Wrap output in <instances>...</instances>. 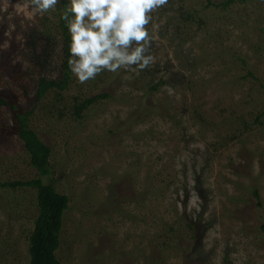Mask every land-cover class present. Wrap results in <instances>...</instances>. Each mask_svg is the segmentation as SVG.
<instances>
[{
	"label": "rangeland",
	"instance_id": "rangeland-1",
	"mask_svg": "<svg viewBox=\"0 0 264 264\" xmlns=\"http://www.w3.org/2000/svg\"><path fill=\"white\" fill-rule=\"evenodd\" d=\"M62 1L39 15L29 0H0V99L16 108L0 106V181L40 177L14 120L34 108L30 129L51 149L42 180L69 198L60 263L264 264V0L222 11L168 0L146 26L147 68L83 84L72 74L61 103L49 92L35 104L39 69L25 38L57 36ZM189 11L202 27L179 23ZM52 53L49 80L59 76L60 43ZM104 93L72 118L73 99ZM36 197L34 188L0 190V264H29Z\"/></svg>",
	"mask_w": 264,
	"mask_h": 264
},
{
	"label": "trees",
	"instance_id": "trees-1",
	"mask_svg": "<svg viewBox=\"0 0 264 264\" xmlns=\"http://www.w3.org/2000/svg\"><path fill=\"white\" fill-rule=\"evenodd\" d=\"M237 2H246V0H220L218 3H213L210 0H207L205 8H216L221 9L222 11L227 10ZM66 5V1L63 0L62 10L60 14H58L57 36L50 35V32L46 30L40 31L35 29L27 34L25 38V50H27L29 61L35 68L39 69V78L35 88V104L41 102L49 92H54L56 95V101L61 103V95L71 82L72 73L69 71L67 65L70 37L65 21L61 19V16L66 10ZM179 23H183V25L198 24L199 28L203 26V21L197 16L196 11L183 12ZM58 43L61 44V53L63 56L59 65V76L56 79L49 80L44 75L46 74V71L50 70V63L53 58L52 49L57 46ZM248 75L252 76L251 73ZM164 84L163 81H159L156 85L151 86L149 90L156 91L158 87ZM108 98L109 95L106 93L82 100L75 98L68 110L71 113L72 118L76 121L81 120L83 118V113L90 106ZM0 106L7 107L11 110L16 109L13 105L8 104L5 100L1 99ZM33 109L24 114L15 113L14 120L17 127V135L22 142L23 150L29 157V164L38 172L40 177L31 181H0V190L13 191L21 188L36 189V206L38 213L34 220L33 230L28 236L29 264H61L56 253L60 245L63 216L68 209L69 198L65 195L59 194L51 184H45L42 180L52 174L49 164L51 149L46 146L40 138H38L33 130L30 129L29 119L33 113ZM60 114L62 115V112H60ZM259 118L260 117H258V119ZM243 124L244 129H246L248 125L245 123ZM250 128L251 127L248 129ZM253 194L254 197L258 199V193L254 192ZM189 228L191 230L193 229L191 226H189ZM260 229L264 233V224Z\"/></svg>",
	"mask_w": 264,
	"mask_h": 264
},
{
	"label": "clouds",
	"instance_id": "clouds-1",
	"mask_svg": "<svg viewBox=\"0 0 264 264\" xmlns=\"http://www.w3.org/2000/svg\"><path fill=\"white\" fill-rule=\"evenodd\" d=\"M168 0H68L61 19L70 37L67 65L83 84L101 72L138 74L153 62L151 13ZM60 0H29L33 14L54 10ZM130 78V77H129Z\"/></svg>",
	"mask_w": 264,
	"mask_h": 264
}]
</instances>
